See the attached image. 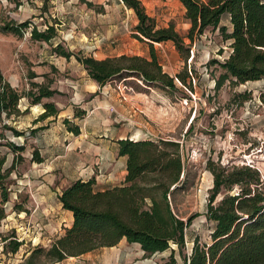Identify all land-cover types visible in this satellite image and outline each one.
<instances>
[{
	"label": "rangeland",
	"instance_id": "rangeland-1",
	"mask_svg": "<svg viewBox=\"0 0 264 264\" xmlns=\"http://www.w3.org/2000/svg\"><path fill=\"white\" fill-rule=\"evenodd\" d=\"M141 1L157 27L173 26L183 39L184 52L172 40L154 44L163 70L175 77L176 89L137 76L117 77L101 87L75 55L67 59L54 52L61 44L67 51L98 59L121 54L150 57V45L135 37L138 18L122 0H0V26L26 20L30 23L21 35L0 30V70L23 95L13 114L0 112V171L6 175L3 181L9 188L6 217L0 221V264L57 263L44 253L29 259L33 249L49 248L57 236L59 209L50 192L61 190L60 179L47 173L44 164L33 161L39 143L51 156L65 148L64 116L58 123H53L57 122L53 117L38 121L48 101L64 106L77 97L74 100L81 105H99L97 110L74 119L90 128L98 145L102 139L99 134L105 133L108 138L104 139L113 137L112 141L127 133L138 139L164 138L180 143L182 179L177 188L172 187L169 197L182 217L196 214L187 229L186 246L171 243L155 257L144 254L121 264H173L172 250L174 264H187L195 240L211 242L214 222L206 216L214 183L211 161L222 166H253L264 181V106L260 100L264 80L242 84L226 80L217 86L222 70L215 60L222 61L230 52L219 28L208 27L191 40V24L180 0ZM222 24H229L227 17ZM48 25L56 27L51 42L32 38L33 26L46 30ZM185 71L189 77L183 84L176 75H186ZM40 84L59 93L32 104ZM43 132L47 134L38 139ZM17 146L24 149L19 151ZM70 156L62 153L60 159L65 161ZM2 186L0 181V201ZM62 218L67 217L62 214ZM13 235L22 241L16 253L10 250ZM109 251L96 250L59 264H103Z\"/></svg>",
	"mask_w": 264,
	"mask_h": 264
},
{
	"label": "trees",
	"instance_id": "trees-1",
	"mask_svg": "<svg viewBox=\"0 0 264 264\" xmlns=\"http://www.w3.org/2000/svg\"><path fill=\"white\" fill-rule=\"evenodd\" d=\"M122 1L134 10L138 18L135 37L150 45V57L121 54L98 59L67 51L61 44L54 48V52L67 59L75 55L90 78L101 87L117 77L137 76L148 83L160 82L166 88L176 89L175 77L163 70L154 44L172 40L179 51L184 52L182 37L173 26L157 27L141 0ZM180 2L191 24L188 32L191 40L213 27L219 28L223 39L228 42L229 54L222 61L215 60L222 70L217 86H222L226 80L233 84L264 80V0ZM225 17L228 25L222 24ZM29 24L27 20L7 22L0 26V30L21 35ZM31 30L32 38L39 41L51 42L56 35L54 25H48L46 30L33 26ZM188 56L189 53L186 59ZM185 74L176 75L183 84L189 77L186 71ZM56 93H59L57 89L40 84L32 104ZM22 97L0 70V112L13 114ZM260 100L264 106V91ZM43 106L44 112L38 121L59 114L54 102H45ZM86 113V110L77 108L74 117L82 118ZM63 122L70 132L81 133L80 125L69 118H64ZM17 135L22 133L17 132ZM117 142L119 155L127 156L124 182L101 190L96 185V178L92 177L75 180L65 187L59 201L63 209L72 212L73 222L49 248L33 249L29 259L44 253L51 262H60L102 247L115 246L124 237L131 243H139L145 256L163 252L171 247V243L179 248L186 246L187 229L196 214L182 217L175 211L169 197L172 187L177 188L182 179L180 143L164 138L130 137ZM15 149L21 151L24 147ZM33 161H44L38 149L33 151ZM209 168L214 175L206 214L208 220L214 222L211 242L195 240L187 264H264V181L260 171L246 164L222 166L212 161ZM5 176L0 171L3 184L0 221L6 217L4 205L9 201V188L3 181ZM11 242L10 250L16 253L22 241L13 235ZM175 262L172 250L170 263Z\"/></svg>",
	"mask_w": 264,
	"mask_h": 264
},
{
	"label": "crops",
	"instance_id": "crops-1",
	"mask_svg": "<svg viewBox=\"0 0 264 264\" xmlns=\"http://www.w3.org/2000/svg\"><path fill=\"white\" fill-rule=\"evenodd\" d=\"M93 81L96 82L95 80ZM96 90L97 89H95V91ZM74 99L69 104L66 103L64 106L63 104L55 102L57 108L59 109V114L57 116L50 117H53L55 120H57V122L54 121L53 123H58V119L62 115L64 116V118H69L71 121L80 125L81 133L75 135L73 132H70L67 129L65 130V134L63 135L65 140V148L62 150L61 153L55 155L59 158L55 161L52 160L55 156L46 154L47 150L42 149L44 145L39 143L36 147V149L39 150L40 155L44 158V161L37 163L44 164V170L47 173H51L54 178L60 179L59 184L61 185V190L57 188L50 192L54 193L55 199H57V205L59 209V218H57V224L55 228V233L57 235L56 238L62 235L65 232V228L70 227L73 222L72 212L63 209L62 204L59 201V195L62 190L75 180H88L92 177L96 178V185L98 189L101 190L108 187L121 185L124 182L127 174V156L119 155V145L117 141L119 139L127 137L138 139V137H136L135 135H130L126 133L117 135L116 140L112 141L113 137H111L110 139H104V137L108 138L107 133H105L99 134V137L102 138L99 140V145L97 143H94L95 137L93 136V132L90 131L89 127L87 128L85 125L83 126L81 123L76 122L78 120V117H74V115L75 110L77 108L86 110V114H88L89 112L91 113L92 111L97 110L99 105L96 106L95 103L91 104V106L81 105ZM87 104H89V102H87ZM74 119H76V121ZM129 120L132 121V119ZM43 134H47V132L39 134L38 139L39 137H42ZM108 148L111 150H108ZM62 153L71 156L69 159L63 161L62 159H60ZM46 187L50 188L49 190H51V187H48V185ZM50 196L52 195L50 194ZM62 214H64L67 218H62ZM101 249L110 250V256L105 257L103 264H121L133 262L135 256H144L145 254V251L142 250L141 245L139 243H131L125 237L122 238L121 241L115 246L102 247L96 250ZM133 250H136V252H133ZM156 254L158 253H155L152 257H155ZM78 257L80 256L69 257L60 262H57L56 264H59L61 262L63 263L65 260L75 259Z\"/></svg>",
	"mask_w": 264,
	"mask_h": 264
}]
</instances>
